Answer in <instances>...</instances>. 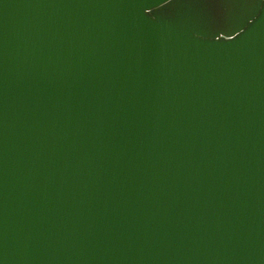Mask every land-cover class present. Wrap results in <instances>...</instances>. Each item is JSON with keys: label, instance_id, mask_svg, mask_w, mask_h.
<instances>
[{"label": "water", "instance_id": "obj_1", "mask_svg": "<svg viewBox=\"0 0 264 264\" xmlns=\"http://www.w3.org/2000/svg\"><path fill=\"white\" fill-rule=\"evenodd\" d=\"M0 264H264V0H0Z\"/></svg>", "mask_w": 264, "mask_h": 264}]
</instances>
